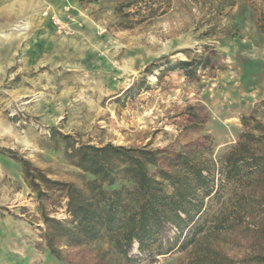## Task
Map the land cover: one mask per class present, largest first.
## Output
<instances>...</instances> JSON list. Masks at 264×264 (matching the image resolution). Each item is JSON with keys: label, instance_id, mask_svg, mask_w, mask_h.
Segmentation results:
<instances>
[{"label": "rangeland", "instance_id": "rangeland-1", "mask_svg": "<svg viewBox=\"0 0 264 264\" xmlns=\"http://www.w3.org/2000/svg\"><path fill=\"white\" fill-rule=\"evenodd\" d=\"M252 115L251 130L264 126V0H0V264L119 262L108 240L52 253L44 215L67 223L66 199L32 191L20 160L84 188L94 176L71 147L111 144L154 151L151 175L177 174L180 155L218 166ZM198 202L199 227L158 233L150 250L136 244L129 264H192L193 236L238 204L246 223L214 248L232 264L264 253L263 183L226 182L220 198Z\"/></svg>", "mask_w": 264, "mask_h": 264}, {"label": "trees", "instance_id": "trees-1", "mask_svg": "<svg viewBox=\"0 0 264 264\" xmlns=\"http://www.w3.org/2000/svg\"><path fill=\"white\" fill-rule=\"evenodd\" d=\"M253 118L254 115L242 118L246 130L237 144L220 158L218 166H202L190 161L188 156L180 155V163L175 166L181 168L177 174L161 170L157 175H151L147 166L157 163L154 151L111 144L71 147V157H76L77 166L94 176L84 188L51 180L42 170L32 167L29 161L20 160L32 191L41 197L45 186L61 192L66 199V211L70 216L67 223L44 215V238L48 247L57 256L58 242L77 245L108 240L112 245L110 253L119 257L116 264H129L133 261L131 253L136 244L139 251L150 250L149 242L158 233L172 227L180 230L192 221V227H199L202 215L195 218L193 212L202 209L203 203L198 202L200 194L220 198L226 182L238 183L242 187L264 184V126L257 124L251 130L249 121ZM119 178L133 186L124 184L119 188H106L115 186ZM167 183L172 187L171 193L167 192ZM243 198L247 201L246 207L254 201L252 195ZM234 209L237 212L233 215L222 213L215 216L206 233L200 228L199 234L193 236L196 256L192 264L205 261L234 263L214 248V242L220 241L224 233L233 232L246 223L239 217V212L244 211L241 205ZM256 232L264 239V226L257 228ZM200 235L203 236L197 238ZM249 261L264 264V253L255 254Z\"/></svg>", "mask_w": 264, "mask_h": 264}]
</instances>
